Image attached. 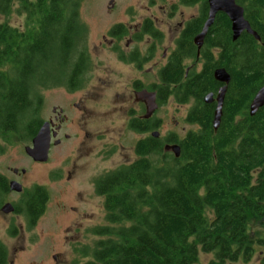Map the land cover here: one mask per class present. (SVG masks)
I'll list each match as a JSON object with an SVG mask.
<instances>
[{"label":"trees","instance_id":"1","mask_svg":"<svg viewBox=\"0 0 264 264\" xmlns=\"http://www.w3.org/2000/svg\"><path fill=\"white\" fill-rule=\"evenodd\" d=\"M82 1L0 0V14L8 16L17 2L26 15L21 29L0 23L1 134L31 141L41 123L38 90L74 85L71 56L86 50L87 28L79 18ZM238 1L259 40L243 32L233 41L230 20L217 14L200 50L202 71L184 79V68L175 58L159 72L161 83L149 87L158 105L170 97L178 104L194 99L196 106L185 121L197 130L180 138L149 135L134 145L136 160L94 180L106 225L93 229L99 239L92 247L76 248L83 264H197L200 253L213 256L206 264H227L253 255L249 224L264 219V105L253 116L249 105L264 84V0ZM182 2L199 4L200 14L187 23L178 57L196 54L192 41L202 30L207 9V0ZM125 33L121 24L108 31L109 36ZM217 68L225 69L230 81L214 130L215 109L203 100L220 85L213 76ZM155 128L153 119L129 125L139 133ZM165 142L179 147L178 157L164 150ZM8 188L0 175V195ZM47 199L43 186L31 187L14 204V212L24 215L30 229ZM6 261L0 243V264Z\"/></svg>","mask_w":264,"mask_h":264},{"label":"rangeland","instance_id":"2","mask_svg":"<svg viewBox=\"0 0 264 264\" xmlns=\"http://www.w3.org/2000/svg\"><path fill=\"white\" fill-rule=\"evenodd\" d=\"M197 13L198 6L182 7L178 0L82 1L79 18L87 28L86 50L92 58L85 76L86 83L77 94H71L64 85L40 88L41 103L37 117L45 119L53 105L66 107L72 101L83 99L85 111L78 112V115L72 112L81 124H85L90 137L84 145L73 137L53 149L46 162L34 163L24 151L26 146H30V141L0 133V174L14 178L11 170L22 168L26 174L17 178L23 187L29 189L32 183H36L43 186L48 194L43 214L30 229L23 214L1 210L7 203H18L22 194L8 191L0 195V243L7 251L6 264H70L75 260L83 264L85 259L75 252L76 248L92 247L99 239L92 234L93 229L106 225L103 199L93 191L94 180L136 160L134 145L149 135L138 134L126 125L129 109L135 106L130 85L135 72L116 63L109 51L113 43L107 33L117 23L129 26L145 16L157 17L165 37L155 59L160 64L161 51L169 45L171 38L176 37L179 23ZM25 20L26 15L17 2H14L8 16L0 14V23L20 29L24 27ZM128 38L117 44L122 50H130L136 44L144 47L136 43L126 48ZM158 66L151 62L148 64L149 71L145 77L148 84L157 81ZM189 108L190 104H178L169 98L153 114V120H161L154 130L160 137L175 134L179 138L188 131L197 130L195 125L185 121ZM65 132L72 131L67 129ZM112 143L116 148L111 156L99 152ZM13 229L14 233H11ZM248 233L255 242L253 257L249 261L239 259L227 264H259L264 247L256 240L264 237V219L250 222ZM212 258L211 254L200 253L197 264H206Z\"/></svg>","mask_w":264,"mask_h":264},{"label":"flooded vegetation","instance_id":"3","mask_svg":"<svg viewBox=\"0 0 264 264\" xmlns=\"http://www.w3.org/2000/svg\"><path fill=\"white\" fill-rule=\"evenodd\" d=\"M245 1H249V0H244L243 4L245 3ZM252 1H254V0H252ZM178 2H179V5L182 7L198 6V13H197V15L185 20L183 23H179V30L177 32L176 37L171 38L169 40V45L166 47H163V50L161 51L160 64H157L155 59L158 56L159 48L162 47L164 44L163 42H164L165 37H164V33H162L160 30V26L158 24L157 17H155L153 15L145 16L144 18L141 19V21L137 22L136 24L129 25V26H127L125 24H121L122 29H124L126 33L123 35H120V36H117V35L109 36L107 33V35L110 37L111 42L113 43L112 44V46H113L112 50H109V51H110V54L113 56L114 60L116 61V63H118L122 67L125 66V67H127L130 70H133L135 72L134 78L130 79V85L132 87L135 106L133 108L129 109L128 120L126 123L128 128H129L130 123L133 121L138 123L140 120L146 122L149 119H153V114L157 109L152 113V115L150 117L145 118L144 116L147 113L146 104L143 101L136 99L135 94L137 92H140L143 90L152 91L155 93V98H156V103H157L156 92L154 90H150L149 87L152 85L161 83V78L159 77V72L161 70L165 69L167 66H170V64H172L173 62H175L174 61L175 58H176V60L180 61L181 66L184 68V74H183L184 79L191 72L197 74V73H200L202 71V69L204 68V60L202 57H200V50L204 46V39H205L206 35L203 38L202 46L200 47L199 51H198L197 46L194 42V39H195L197 34H195V36L193 37L192 42H193V44L195 46V50H196L195 55L180 56V57L177 56V51H178L177 49L179 47V41H180V38L182 36V33L185 31V29L187 27V23L189 21H191L192 19H195L196 17H198L200 14L199 4H187L185 2H182V0H178ZM236 3L243 7V5L238 0H236ZM208 9H209V6H208V1H207V9H206V14H205L206 17L205 18H207ZM243 9H244V7H243ZM217 14H222V15L226 16L223 12H219ZM244 16H245V9H244ZM228 20H229V18H228ZM119 24L120 23L114 24L112 27L117 26ZM126 37H129L128 41L126 43L127 44L126 48L130 47L131 44L134 45L136 43L143 44L144 47L142 48L141 46H137V44H136V46L131 47L130 50H122L118 45H120L122 40ZM149 40H150V43H148ZM260 44L263 45L262 42ZM210 50H214L215 54L218 53V51H217L218 48H214V49L212 48ZM80 52H83V54L80 55ZM150 62L153 63L154 66L160 65L157 68V74H156L157 81L153 82L152 84H148L147 80L145 78L148 71H149L148 64ZM91 63H92V58H91V54L89 53V50H79V52L73 53V55L71 56V64H70L69 69H70V71H73V73L75 75L74 78L76 80L72 83L74 85L71 87L64 85L68 89V91H70L71 94H77V93L81 92L83 84L86 83L85 76L88 73V68H89ZM68 67H69V65H68ZM219 84L220 85H218L216 93L209 92V93L213 94V100L210 103L205 102L206 104H212L214 109L216 108L215 98H216L218 89L222 86L221 83H219ZM186 104H190V108H189V110H190L194 106H196V101L194 99H191ZM186 104H183V105H186ZM157 105H158V103H157ZM222 107H223V105H222ZM72 111H75L77 113V115H78V112H84L85 111L84 100L79 99L77 101H72L66 107H57V106L53 105L50 108V113L48 114V116L43 120L41 119L40 125L44 122H47L50 126V146H49V151H48V157L50 156V153L53 151V149L60 147L64 142L69 141L73 137H76L79 140V143L81 145H84V141L89 139L90 133H89L88 129L85 128V124H81L78 121V116H76L75 113H73ZM69 113L74 114V115L69 116ZM160 121H161L160 119L156 120V128L159 127ZM75 125L76 126L78 125V126L74 127ZM67 129H70V131H72V132L71 133L65 132V130H67ZM37 131H38V129H37ZM154 131L155 130L153 129V131H151V132L145 131V132H141V133L137 132V133L138 134L144 133V134H149L150 136H152L151 133ZM36 133H35V135H36ZM149 135H147L145 138H147ZM159 137H160V134L158 137H155V138H159ZM145 138H140L138 141L143 140ZM30 145H31V141H30ZM171 145H173V144H169V143L165 142L163 145L164 150H165L166 146H171ZM115 148H116L115 143H112L109 148H106L104 150H100L99 152H102V153L106 154L107 156H111L115 152ZM88 151H89V149H88ZM165 151L171 152L170 150H165ZM32 162L42 163V162H37L34 160H32ZM11 171L13 172V174L15 176L14 178H7L4 175H1V174L0 175L5 178V181H6V184L8 187H9L10 181L18 182L22 186V191L20 192V194H22L25 190H27V188L23 187V185L19 182L17 176L25 175L26 171L23 170L22 168L19 170L17 168H14ZM34 186H41V185L36 184V183H32V185L29 187V189L31 187L33 189ZM8 190H9V188H8ZM93 191L96 194L95 188H94V183H93ZM11 205L13 206V209H14V204L11 203ZM14 210L12 211V213L15 214ZM258 239L263 240V244H261V245L258 244V245L264 247V237H262V238L258 237ZM262 256H264V254H262V252H261V258H262ZM252 257H253V255L247 261H249ZM261 258H260V261H261ZM260 261L258 262L259 264H260Z\"/></svg>","mask_w":264,"mask_h":264},{"label":"water","instance_id":"4","mask_svg":"<svg viewBox=\"0 0 264 264\" xmlns=\"http://www.w3.org/2000/svg\"><path fill=\"white\" fill-rule=\"evenodd\" d=\"M208 1V15L203 24L202 30L195 37L194 42L199 51L202 46L203 38L205 37L208 29L212 26L215 16L219 12H223L230 20L232 40L235 41L243 32L254 36L259 40L257 33L251 28L249 22L245 19L244 9L236 3V0H207ZM214 79L221 83L222 86L218 89L215 101L216 108L212 121L213 129L216 130L220 124L222 116V105L224 96L227 90V85L230 81V76L223 68L215 69L213 73ZM136 99L143 101L146 104L147 113L145 118L150 117L157 109L155 93L152 91L143 90L135 94ZM213 100V94L209 93L204 97V102L210 103ZM264 105V84L255 93L250 105L249 114L253 116L259 108ZM153 137H158V132H152ZM50 146V126L44 122L38 128L36 135L31 140V145L24 148L25 154L34 161L46 162L48 159V151ZM165 150H170L176 157L179 156L180 149L177 145L166 146ZM9 190L20 193L22 186L16 181L9 182ZM2 212L11 213L14 209L10 203L2 207Z\"/></svg>","mask_w":264,"mask_h":264}]
</instances>
